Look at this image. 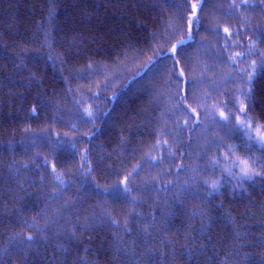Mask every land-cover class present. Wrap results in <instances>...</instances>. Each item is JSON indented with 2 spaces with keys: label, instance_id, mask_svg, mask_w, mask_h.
I'll return each instance as SVG.
<instances>
[{
  "label": "trees",
  "instance_id": "16d2710c",
  "mask_svg": "<svg viewBox=\"0 0 264 264\" xmlns=\"http://www.w3.org/2000/svg\"><path fill=\"white\" fill-rule=\"evenodd\" d=\"M263 132L264 0H0V264H264Z\"/></svg>",
  "mask_w": 264,
  "mask_h": 264
},
{
  "label": "rangeland",
  "instance_id": "374dc122",
  "mask_svg": "<svg viewBox=\"0 0 264 264\" xmlns=\"http://www.w3.org/2000/svg\"><path fill=\"white\" fill-rule=\"evenodd\" d=\"M264 133V132H263ZM248 163H250L249 161H240L239 163V169L240 172L246 176L247 175V170L250 169L251 174H255L256 173V168H253L252 166H250Z\"/></svg>",
  "mask_w": 264,
  "mask_h": 264
},
{
  "label": "bare ground",
  "instance_id": "6f19581e",
  "mask_svg": "<svg viewBox=\"0 0 264 264\" xmlns=\"http://www.w3.org/2000/svg\"><path fill=\"white\" fill-rule=\"evenodd\" d=\"M82 68H83L84 71H86V69H88V64L84 63V65H82Z\"/></svg>",
  "mask_w": 264,
  "mask_h": 264
}]
</instances>
